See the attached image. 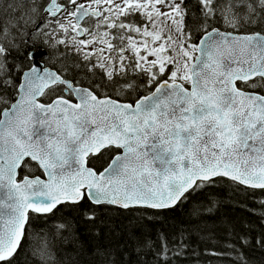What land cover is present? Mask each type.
Here are the masks:
<instances>
[{
  "label": "snow or ice",
  "instance_id": "1",
  "mask_svg": "<svg viewBox=\"0 0 264 264\" xmlns=\"http://www.w3.org/2000/svg\"><path fill=\"white\" fill-rule=\"evenodd\" d=\"M0 264H264V0H0Z\"/></svg>",
  "mask_w": 264,
  "mask_h": 264
},
{
  "label": "trees",
  "instance_id": "2",
  "mask_svg": "<svg viewBox=\"0 0 264 264\" xmlns=\"http://www.w3.org/2000/svg\"><path fill=\"white\" fill-rule=\"evenodd\" d=\"M235 199L239 200V201H243L244 198L242 196H236ZM248 206L249 207H256V205L252 204L251 202H249ZM221 214H226L227 217L229 218V220L236 224L238 229H240L241 223L244 220H250L253 222L254 225L258 224V218L256 216L251 215L249 212L245 211L241 207H234L231 204L227 205ZM172 215L176 216V221H173V223H176L182 219V217H180L178 214H172ZM218 231L223 232L224 229H218ZM86 239L89 242H91L93 238L92 237H86ZM249 255L257 257L258 260L262 256V254L259 252H251V251H249Z\"/></svg>",
  "mask_w": 264,
  "mask_h": 264
}]
</instances>
